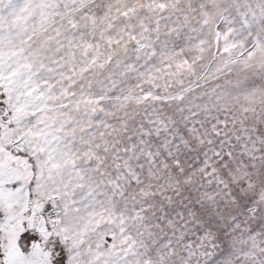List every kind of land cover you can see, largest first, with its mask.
Segmentation results:
<instances>
[{"label": "snow or ice", "instance_id": "6c2138e0", "mask_svg": "<svg viewBox=\"0 0 264 264\" xmlns=\"http://www.w3.org/2000/svg\"><path fill=\"white\" fill-rule=\"evenodd\" d=\"M0 264H264V0H0Z\"/></svg>", "mask_w": 264, "mask_h": 264}]
</instances>
